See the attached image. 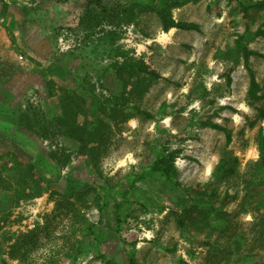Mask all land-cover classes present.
Listing matches in <instances>:
<instances>
[{
    "label": "rangeland",
    "instance_id": "rangeland-1",
    "mask_svg": "<svg viewBox=\"0 0 264 264\" xmlns=\"http://www.w3.org/2000/svg\"><path fill=\"white\" fill-rule=\"evenodd\" d=\"M87 7L88 0H0V257L9 264H129L131 254L137 264H264L257 110L264 101L247 97L237 5L201 0L172 10L199 31H164L144 9L130 22L93 20ZM249 23L262 25L264 10L252 11ZM249 47L264 53V40ZM129 59L161 78L134 88L112 68ZM250 66L264 91V59L253 56ZM114 96L124 103H112ZM204 119L229 129L231 143L224 131L201 126ZM162 149L177 153L175 180L150 170ZM38 156L49 171L35 164ZM229 157L236 173L226 176L219 162ZM68 178L80 182L76 194L66 192ZM208 185L215 203L227 193L236 198L213 228L196 230L189 209Z\"/></svg>",
    "mask_w": 264,
    "mask_h": 264
},
{
    "label": "trees",
    "instance_id": "trees-1",
    "mask_svg": "<svg viewBox=\"0 0 264 264\" xmlns=\"http://www.w3.org/2000/svg\"><path fill=\"white\" fill-rule=\"evenodd\" d=\"M201 0H134L127 8L125 5L128 0H120V2L115 3L114 5L105 4L104 0H88V7L85 10L86 17L92 18L93 20L99 21H109L115 22L116 20H120L123 16L129 20L132 19L133 12L136 9H144L153 11L158 17L162 28L164 31H169L172 28H177L185 31H199L200 26L195 22H187V21H177L174 19L172 15V10L174 8L180 7L186 3L190 2H198ZM213 1V0H209ZM231 4L237 5L241 14H242V23L245 26V29L242 33H239L235 40L236 50L241 55L244 60V65L249 74V86L247 91V97L251 104L258 103L260 101H264V91L260 87L256 79V75L254 70L250 66V59L253 56H257L264 59V53L252 50L249 47V42L255 39L264 40V23L258 26L255 30L250 28V17L252 11L264 10V0H227ZM112 68L115 71V74L121 76V78L126 81H133L134 88H141L143 86L150 85L151 82L161 78V76L154 70L149 69L147 64L142 60H126L124 62H116L113 64ZM226 82L227 85L230 86L232 83L231 73L228 72L226 74ZM124 103L123 99L120 97H112V103ZM259 118L264 119V108L257 107ZM136 112L140 114H144L148 118H153L152 114L141 111L139 108H136ZM201 126H208L214 129H220L226 134V143H231V133L229 129L214 123L210 119H204L200 122ZM258 147L259 150L264 153V129L262 127L258 130ZM156 160L153 162L151 166V172L155 174H160L161 176L167 178V180L176 179L177 171L174 165L175 159L177 157V153L175 151H169L167 149H162L157 153ZM237 163V159L233 157L221 158L219 162V167L221 173L229 176L234 175L236 173L235 164ZM35 164L40 167H46V171H49V164L43 156H38L35 160ZM80 185V182L74 178H68L65 190L69 195L76 194L77 189ZM201 192L196 194L193 205L189 209V213L191 214L192 210L197 213L195 217L190 216L189 226H192L194 229H201L202 226H207L209 228H213L216 223V218L220 214V208L228 205L232 201L235 200V195H230L227 193L218 203L213 200L215 193L211 187L205 186L203 188H198ZM190 191V190H189ZM211 196V199L202 204L199 200L200 196H203L205 193ZM189 193H192L191 191ZM202 194V195H201ZM178 207L184 212H188L187 209V200L183 196H178ZM118 205V204H117ZM120 208L118 207L116 214L120 217ZM179 217V223L182 226H185L184 219ZM89 236L96 242V247H100V238L95 231V227L93 224L89 223L88 227ZM1 264H9L7 260L0 257ZM105 264H111L110 261H106ZM129 264H137L134 256L131 254L129 256Z\"/></svg>",
    "mask_w": 264,
    "mask_h": 264
}]
</instances>
